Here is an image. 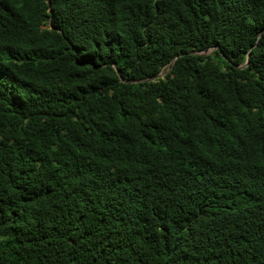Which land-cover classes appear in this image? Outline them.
Wrapping results in <instances>:
<instances>
[{
    "label": "trees",
    "instance_id": "trees-1",
    "mask_svg": "<svg viewBox=\"0 0 264 264\" xmlns=\"http://www.w3.org/2000/svg\"><path fill=\"white\" fill-rule=\"evenodd\" d=\"M0 264H264V0H0Z\"/></svg>",
    "mask_w": 264,
    "mask_h": 264
},
{
    "label": "water",
    "instance_id": "water-1",
    "mask_svg": "<svg viewBox=\"0 0 264 264\" xmlns=\"http://www.w3.org/2000/svg\"><path fill=\"white\" fill-rule=\"evenodd\" d=\"M206 53L207 52H203L202 54L203 55H206ZM190 54H195L194 52H191ZM172 63H173V61H172ZM167 71H168V68H166L164 71H161L157 76H156V78H160V77H163L166 73H167ZM118 73V72H117Z\"/></svg>",
    "mask_w": 264,
    "mask_h": 264
},
{
    "label": "rangeland",
    "instance_id": "rangeland-1",
    "mask_svg": "<svg viewBox=\"0 0 264 264\" xmlns=\"http://www.w3.org/2000/svg\"><path fill=\"white\" fill-rule=\"evenodd\" d=\"M211 52V50H208V52L206 53V54H209ZM165 70V69H164ZM164 70H162V71H164Z\"/></svg>",
    "mask_w": 264,
    "mask_h": 264
}]
</instances>
